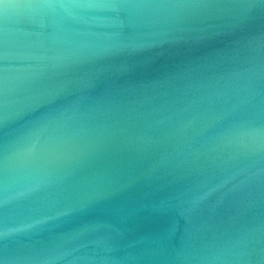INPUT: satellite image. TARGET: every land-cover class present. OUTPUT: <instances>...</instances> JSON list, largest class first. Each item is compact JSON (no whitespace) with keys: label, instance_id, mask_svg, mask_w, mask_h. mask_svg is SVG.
<instances>
[{"label":"water","instance_id":"1","mask_svg":"<svg viewBox=\"0 0 264 264\" xmlns=\"http://www.w3.org/2000/svg\"><path fill=\"white\" fill-rule=\"evenodd\" d=\"M0 264H264V0H0Z\"/></svg>","mask_w":264,"mask_h":264},{"label":"clouds","instance_id":"2","mask_svg":"<svg viewBox=\"0 0 264 264\" xmlns=\"http://www.w3.org/2000/svg\"><path fill=\"white\" fill-rule=\"evenodd\" d=\"M20 7H38V6H30V5H21Z\"/></svg>","mask_w":264,"mask_h":264},{"label":"snow or ice","instance_id":"3","mask_svg":"<svg viewBox=\"0 0 264 264\" xmlns=\"http://www.w3.org/2000/svg\"><path fill=\"white\" fill-rule=\"evenodd\" d=\"M4 2L6 3V0H4Z\"/></svg>","mask_w":264,"mask_h":264}]
</instances>
